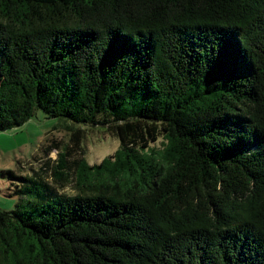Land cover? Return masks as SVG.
I'll use <instances>...</instances> for the list:
<instances>
[{
    "label": "trees",
    "instance_id": "trees-1",
    "mask_svg": "<svg viewBox=\"0 0 264 264\" xmlns=\"http://www.w3.org/2000/svg\"><path fill=\"white\" fill-rule=\"evenodd\" d=\"M37 110L119 147L9 171L0 264H264V0H0V131Z\"/></svg>",
    "mask_w": 264,
    "mask_h": 264
},
{
    "label": "rangeland",
    "instance_id": "rangeland-1",
    "mask_svg": "<svg viewBox=\"0 0 264 264\" xmlns=\"http://www.w3.org/2000/svg\"><path fill=\"white\" fill-rule=\"evenodd\" d=\"M61 121L59 118L46 119L44 113L37 110L23 126L0 131V173L4 174L0 176V210L14 209L20 197L16 191L28 185L21 180L9 179V171L16 177L31 180L36 179L33 170L37 171L38 176L48 185H53L58 193L73 196L78 193L74 188L73 178L77 169L73 164L81 158L89 166L98 164L119 147L117 138L101 126L76 127ZM151 147L161 150L160 140ZM63 150L69 153V181L59 184L53 175L57 153Z\"/></svg>",
    "mask_w": 264,
    "mask_h": 264
}]
</instances>
